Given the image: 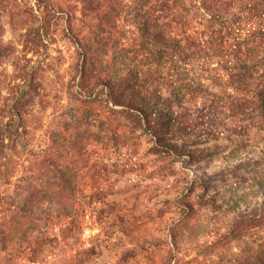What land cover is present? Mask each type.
Instances as JSON below:
<instances>
[{
    "label": "rangeland",
    "instance_id": "1",
    "mask_svg": "<svg viewBox=\"0 0 264 264\" xmlns=\"http://www.w3.org/2000/svg\"><path fill=\"white\" fill-rule=\"evenodd\" d=\"M129 1L117 0L120 7L113 14L116 26L106 25L109 28L106 34L112 31L117 43L116 48L109 49L106 59L112 58L114 51L124 53L136 42L135 26L122 9ZM28 2L36 4V8L41 5L37 0ZM54 2L65 8L69 4L78 5L79 10L72 13L76 32L92 34L97 28L98 20L94 17L98 13L84 15L80 0ZM44 8L41 5L39 13H44ZM60 12L53 38H47L48 46L39 52L24 50L20 34L25 29L14 25L9 14L2 16L5 42L15 53L22 55L20 64L33 67L37 76L26 86L32 88V101L25 113V131L22 129L16 140L10 141L9 155L3 158L7 162L4 169L8 172L0 173V215L10 217L13 214L12 210L7 211L10 196H24L30 185L46 188L47 176L38 175L39 159L54 146V138L62 150L61 160L76 174L77 194L82 197L83 191H92L97 199L102 193L104 197L97 202L105 199L115 208L106 207L111 215L102 222L96 214L76 217L75 229L67 238L62 233L63 226L48 215L37 224L47 223L50 240L45 242L43 250H39L36 260L23 255L19 264H162L171 251L175 253L173 264H264V125L259 123V111L234 114L231 109L214 108L206 100L208 105L204 114L197 113L205 121L189 130V145L213 147L219 144L220 147L211 154L177 160L171 157L154 160L157 155L149 151L151 143L145 137L138 145H122L121 151L113 155L109 125H101L94 119L95 115L92 124L79 127L91 132H98L102 127L105 139L93 145L90 151L80 152L55 131L61 129L69 135L74 110L81 106L79 99L86 97L83 92L79 93V75L74 88L70 87V79L76 73L74 68L83 56L76 40L67 34L66 12ZM208 17L206 14L203 24L197 22L199 30L213 38L226 35L225 44L230 50L252 42L250 31L257 26L253 20H243L241 28L230 33L226 28L221 30L216 19H211L215 28L206 27L210 22ZM94 55L89 54L91 71ZM213 60L211 64L218 66ZM15 74L12 59H0L3 81L22 82ZM22 89L23 86L17 91ZM213 90L219 91V88ZM0 91L4 95L8 93L6 88ZM201 104L204 105V101ZM92 105L101 110L103 120L109 122L108 118L114 112L112 105L104 101ZM209 116L214 119L211 123L206 121ZM129 138L135 139L133 135ZM2 194L9 201L3 199ZM46 207L49 213L59 209L58 200L51 192ZM257 209L261 211L258 218L245 223L241 221L242 215H253ZM12 224L16 222L12 221ZM32 226L27 216L22 217L13 230L15 240L12 243L17 245L23 241L25 231L28 235L33 233L37 241H43L45 234L40 225ZM88 246L95 247V251L82 252L81 248ZM15 256L0 247V264H15Z\"/></svg>",
    "mask_w": 264,
    "mask_h": 264
},
{
    "label": "trees",
    "instance_id": "2",
    "mask_svg": "<svg viewBox=\"0 0 264 264\" xmlns=\"http://www.w3.org/2000/svg\"><path fill=\"white\" fill-rule=\"evenodd\" d=\"M80 1L84 15L98 13L94 17L98 20L95 24L97 28L92 34L83 35L75 31L72 13L79 10L76 4L65 8L57 6L54 0H37L46 7L44 13H39L41 5L36 8V4L34 6L28 0H0V59L11 58L16 67L15 76L22 80L5 83L0 77V90L6 88L8 92L4 95L0 91V173L8 172L4 169L7 162L3 158L9 155L10 141L16 140L24 129L25 113L32 101V88L27 89L26 86L37 76L33 67L20 64L22 55L15 53L5 42L2 23L5 14H9L14 25L25 29L20 34L24 50L39 52L48 46L46 39L53 38L60 11L66 12L67 34L76 40L83 56L74 68L79 74L74 73L69 83L74 88L79 75V93L83 92L86 97L79 99L81 106H76L74 110L69 135L61 129L55 131L80 152L90 151L93 145L105 139L102 127L98 132L79 127L92 124L94 119H98L101 125L108 123L109 138L114 144L113 155L121 151L122 145H138L145 137L151 143L149 151L157 155L154 160L164 157L173 160L185 156L192 158L196 154H211L218 150L219 144L213 147L189 145V130L204 123V118L200 119L202 116L197 113L201 111L204 114L208 104L217 109H231L234 114L258 110L259 123L264 125V0H130L122 9L135 26L136 42L124 53L114 51L113 57L107 59L105 56L109 49L117 45L113 32L106 34L109 29L106 25L116 26L113 14L120 5L117 0ZM233 4L237 8H233ZM206 14L210 17L206 27L215 28L216 24L211 19H216L220 29L226 28L230 33L239 30L243 20H253L257 26L250 31L252 42L230 50L225 44L226 35L213 38L199 30L197 22L203 24ZM91 53L95 54L90 62L92 71L89 69ZM23 56L27 59L26 55ZM212 60L217 61L218 66L211 64ZM21 86L24 89L18 92L17 88ZM214 87L219 91L213 90ZM38 91L36 88V93ZM100 101L112 105L114 112L109 116V122L103 120L101 110L92 105ZM203 101L204 105L201 104ZM206 121L211 123L214 119L209 116ZM130 135L135 137L133 141ZM59 142L65 144L64 141ZM52 146L39 159L38 175L47 176L46 188L30 185L24 196H10L11 201L2 194V198L9 201L7 211L12 210L13 214L10 217L0 215V247L11 256L13 253L16 255L15 264L20 263L23 255L36 260L39 250L44 249L45 242L50 240V229L47 223H37L48 215L63 226L65 238L75 229L76 217L96 214L102 222L111 215L106 210L107 206H111L110 202L105 199L104 202H97L104 197L102 193L97 199H94L92 191H83L82 197L77 194L76 174L61 160L62 150L57 146V138H54ZM50 192L59 203L55 213H49L46 207ZM114 208L111 206L110 210ZM262 208L264 210V205ZM260 214L257 209L255 214H244L240 219L245 223L255 220ZM24 216L28 217L32 227L40 225L45 234L43 241H37L33 233L28 235L25 231L23 241L17 245L12 243L15 240L13 230ZM119 220L123 221L120 217ZM81 249L89 254L95 251L93 246ZM174 256L171 251L162 264H173Z\"/></svg>",
    "mask_w": 264,
    "mask_h": 264
}]
</instances>
